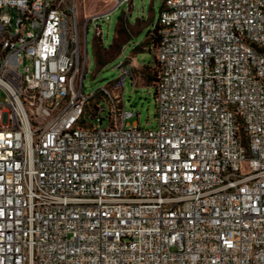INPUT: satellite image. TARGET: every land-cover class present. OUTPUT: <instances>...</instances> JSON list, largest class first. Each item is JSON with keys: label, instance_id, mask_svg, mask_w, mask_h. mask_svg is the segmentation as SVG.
I'll return each mask as SVG.
<instances>
[{"label": "built area", "instance_id": "built-area-1", "mask_svg": "<svg viewBox=\"0 0 264 264\" xmlns=\"http://www.w3.org/2000/svg\"><path fill=\"white\" fill-rule=\"evenodd\" d=\"M159 29L142 128L84 92L72 0H0V264H264V0H165Z\"/></svg>", "mask_w": 264, "mask_h": 264}, {"label": "rangeland", "instance_id": "rangeland-1", "mask_svg": "<svg viewBox=\"0 0 264 264\" xmlns=\"http://www.w3.org/2000/svg\"><path fill=\"white\" fill-rule=\"evenodd\" d=\"M76 7L77 20L82 33L85 58L87 47V71L84 79V92L95 96L92 104L110 106L106 95L98 90L108 86L115 93H122L125 108L135 114L128 119L129 124L138 122L142 128L157 127L156 86L154 80L144 75V69L154 67L156 47L147 43L153 33L164 8V0H128L118 6L120 0H72ZM99 16L97 20L94 17ZM122 16V20L119 18ZM88 27H87V26ZM119 30L116 31V27ZM124 29H126L124 31ZM99 30L101 33L98 34ZM116 39L114 41V38ZM104 44L105 59L100 65L96 60L94 42ZM115 42L120 49L111 46ZM128 58L133 64L137 76L127 75L121 88L116 87L117 80H122L121 70L116 66L122 59ZM136 63L138 67H136ZM150 70V73H154ZM147 72V71H146ZM149 72V71H148ZM106 115V112L102 113ZM106 118L102 126L106 125Z\"/></svg>", "mask_w": 264, "mask_h": 264}, {"label": "trees", "instance_id": "trees-1", "mask_svg": "<svg viewBox=\"0 0 264 264\" xmlns=\"http://www.w3.org/2000/svg\"><path fill=\"white\" fill-rule=\"evenodd\" d=\"M164 6H165V0H164ZM164 9V8H163ZM119 20H122V16L119 18ZM119 30V27L117 25L116 27V31ZM126 29H124L125 31ZM116 39V36L114 38V41ZM153 43L155 45V47L159 44L160 42V29H159V21L158 23L155 25L154 27V31L152 34L149 35L148 39H147V43ZM111 46H116L117 49L121 48V45L115 42L112 43ZM94 48H95V55H96V60L98 62V64H102L103 61L107 58H105V54L103 53V49H107L106 47H104V44L100 45L98 42H94ZM145 67H149L148 70L145 68L144 69V75L148 76L150 80H154V82H156L157 78H158V73H159V67L154 66V67H150V66H145ZM155 68H158V70H156V72L154 73H150V70L154 71ZM147 71V72H146ZM149 71V72H148ZM101 93V92H100Z\"/></svg>", "mask_w": 264, "mask_h": 264}, {"label": "crops", "instance_id": "crops-1", "mask_svg": "<svg viewBox=\"0 0 264 264\" xmlns=\"http://www.w3.org/2000/svg\"><path fill=\"white\" fill-rule=\"evenodd\" d=\"M133 64H134V62H133ZM136 67H138L137 63H136Z\"/></svg>", "mask_w": 264, "mask_h": 264}]
</instances>
